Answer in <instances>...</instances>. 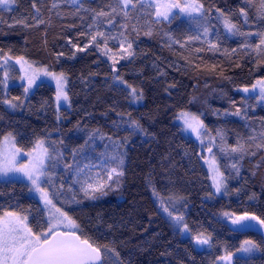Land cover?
Masks as SVG:
<instances>
[{"label":"trees","instance_id":"1","mask_svg":"<svg viewBox=\"0 0 264 264\" xmlns=\"http://www.w3.org/2000/svg\"><path fill=\"white\" fill-rule=\"evenodd\" d=\"M199 2L203 16H174L170 21H157L152 7L140 3L130 6L125 17L117 0H77L74 5L66 0H14L10 9L0 8V60L23 57L63 73L69 101L58 121L51 85L39 83L28 97L18 85L4 96L0 85V140L11 133L17 147L28 150L46 139L63 152L65 167L109 160L99 181L110 183L111 191L104 188L89 198L79 182L76 186L70 167L56 180L62 189H49L54 204L79 226L77 234L105 248L104 264H212L224 254L222 249L231 253L244 240L258 245L259 253L235 257L232 264H264V237L235 231L225 216L247 212L264 219V109L253 96L238 91L264 78V47L256 48L255 35L264 32L261 0ZM102 11L105 17L97 15ZM220 12L240 32L253 35L228 34L217 20ZM97 31L105 37L93 41ZM121 41L125 49L132 44L131 56L118 51ZM99 50L106 59L115 56V76L142 95L138 106L113 83L122 85L112 81L114 70ZM4 97H18L25 104L9 112ZM185 110L199 115L213 140L226 182L224 195H214L198 145L174 123ZM133 120L143 131L130 127ZM107 166L122 175L112 173L109 180ZM176 197L183 200L178 211L189 235L210 238L207 251L180 239L159 211L157 198L176 202ZM5 212L29 214L34 233L46 228L39 203L22 182L0 179V216Z\"/></svg>","mask_w":264,"mask_h":264},{"label":"snow or ice","instance_id":"2","mask_svg":"<svg viewBox=\"0 0 264 264\" xmlns=\"http://www.w3.org/2000/svg\"><path fill=\"white\" fill-rule=\"evenodd\" d=\"M14 0H0V6L8 8L13 4ZM77 0H72V3H76ZM118 5L123 6L125 17L128 16L127 9L129 6L135 8L139 0H117ZM152 6L151 4L149 5ZM35 7V4H33ZM179 9L180 13L185 14L189 19L195 20L197 16H203V4L199 0H184L183 3L180 0H155V17L157 21L160 18L166 21H170L175 15L172 10ZM113 12L116 8L112 9ZM219 11V9L217 10ZM240 14L245 17V23L247 20V12L245 9H240ZM98 16L107 15L104 12L97 13ZM260 15L264 18V0H261L260 5ZM220 17L223 18L224 28L230 35H253V33H242L240 32L237 24L232 23L229 17L225 16L223 12H220ZM95 19V17L93 18ZM109 24L112 23L111 20L108 21ZM135 30V29H134ZM147 34H151L150 32ZM208 34V28H204V35ZM259 37V43L256 44V48L259 50L264 47V32L255 33ZM97 37H105V33L97 32L92 36V40L96 41ZM125 40L127 37L124 38ZM189 39H199V37H189ZM105 44H107V38H105ZM98 46V45H97ZM183 46V45H182ZM248 46V45H245ZM215 47V45H213ZM121 48H124V41H121ZM132 48V44L128 43L127 48L124 49L127 55L131 56L133 53L128 51ZM83 51V49H79ZM11 59V57H8ZM23 61V57H17V62ZM27 63V61H23ZM45 75L52 76L57 82V95L56 99L59 102L63 99L65 102L68 101V95L64 88L65 76L63 73L57 75L55 73H49L46 70ZM7 75V74H5ZM119 79V77H116ZM35 83V76L27 77V87L24 88L25 94L28 93L29 89L32 88ZM257 85L260 87V99L264 100V80L257 81ZM257 85H253L255 88ZM243 91L248 92V88H244ZM132 94L135 96L136 90H132ZM136 99H141V96H135ZM15 99H19L18 97ZM4 103H10L5 100ZM15 107V104L11 105ZM239 114V110L237 111ZM184 118V124L186 128H191L193 132L197 133L199 137V128H203V124L199 121L196 116H191L187 113H181ZM130 127H135L140 129L137 121L133 120ZM143 131V129H140ZM242 147V146H241ZM240 149L233 148V152H237ZM21 150L16 147L14 138L11 133L4 137L2 145H0V175L8 176L9 173H21L25 178H27L32 186L37 192L40 193L41 199L44 201L46 207L51 206L54 211L49 212L48 228L42 233H34L32 228H30L26 221L27 217L20 216L15 212H5L4 217L8 219L0 218V264H104L105 260V248L101 246L94 245L87 238H82L81 235L77 234L80 229L67 213L56 208L53 204L52 199L49 198V193L41 187V180L47 175L46 173V160L52 159L48 149L43 146V141L36 142V148L33 149L32 153H28L29 162L28 164L17 166V158ZM254 154V153H253ZM70 167V165H66ZM232 167L236 169V165L233 164ZM237 172L239 169H236ZM80 172L83 169H79ZM216 174L213 176V186L216 188L217 192H220L222 188H226L224 184V177L214 170ZM117 176L122 175V173H117L116 169L112 170ZM112 174H109L108 179L111 180ZM86 187L82 186V190L86 195L89 194V189L93 191H102L105 185L101 184L97 188H93V184L90 182H85ZM95 198V197H93ZM165 211H168L165 208ZM172 216V213H168ZM231 220L232 225L235 226V230L243 231L255 228L257 225L260 228H264V219L255 215L244 213L240 216H232L229 213H225ZM173 220L177 222L183 221L182 216H173ZM255 222V223H253ZM61 228L63 230H61ZM182 232L188 231V226L185 224L181 229ZM195 244L197 245H208L210 243V238L204 236L202 233L193 237ZM258 249L256 245L251 240L244 241L241 246V251L245 253H251ZM220 259H225L231 264L232 253H228L227 256L221 257Z\"/></svg>","mask_w":264,"mask_h":264},{"label":"rangeland","instance_id":"3","mask_svg":"<svg viewBox=\"0 0 264 264\" xmlns=\"http://www.w3.org/2000/svg\"><path fill=\"white\" fill-rule=\"evenodd\" d=\"M180 2L183 3L184 0H180ZM66 3L70 4V5H74L77 2L72 3V0H66ZM139 3L145 4L146 6H149L151 4L152 5L151 7L155 13V0H139ZM12 6H13V4L8 8H4L3 6H0V8L7 10V9H10ZM172 12L175 14L174 16H177L179 19L189 18L185 14L180 13L179 9H173ZM218 16H219V18H217V20L219 21L220 25L224 28L223 18L220 17V14H218ZM159 20L161 21L163 19L160 18ZM163 21H166V20H163ZM224 30L226 31L225 28H224ZM124 49H125V45H124L123 49L120 48L118 51H121V53H124L125 56H127V52H125ZM118 51L116 52V54L118 53ZM98 52L101 55L102 59L108 61L109 64L112 66V69L114 70V76L112 78V81L114 78H115L114 80H116L115 72H116L117 64L114 63L115 56L111 55L109 57L110 59H106L102 55L101 50H99ZM125 56L123 57V59L125 58ZM117 60H118V62H120L119 59H117ZM23 61H27V63H24ZM23 61L18 63L16 58L8 59L7 57L0 60V68L3 69V71L0 72V78H1L0 85L2 87L4 96L7 95L9 87L16 86V85L20 86L21 90H22V94H25L24 88L27 87V77L28 76H35V83L33 84L32 88L29 89L28 93L25 94V96L28 97V95L33 91V89L39 83H47V84L51 85L53 87V89L55 90V107L57 109V119L59 121L60 120L59 111H60V109H67L68 110L69 109V101L65 102L63 99H61L59 102L57 101V99H56L57 82L55 79L52 78V76L45 75L44 71H42V70H46L49 73H55L57 75H59L61 73L50 71L48 68L43 67V66H39V65H37L33 62H30L24 58H23ZM5 74H7V75H5ZM65 78H66V76H65ZM117 80L120 81L122 83V85L117 84L115 81H113V83H115L118 86L123 87L128 93L130 103L133 106H138V104L141 102L140 101L141 99L135 98V96H140L139 93L137 92V90L135 89L136 94L134 96L132 94V90L134 88L127 86L120 79H117ZM259 80H264V78L257 79L256 81H254V83L248 87V89H249L248 92L243 91L244 88H241V90L238 89V91L242 95H244L245 97L253 96L255 98L256 106L264 109V100L260 99V87H259V85H257V81H259ZM253 85H257V86L255 88H253ZM64 88H65V91L67 92V78L64 81ZM5 100L9 101L10 103H4ZM22 101L25 104L24 100L4 97L2 104H3V107L6 109V111L16 112V111H19L21 107H23ZM12 104H15L16 106L12 107L11 106ZM181 113H187L189 115V117L196 116L199 119V121L201 122L199 115L191 113L188 110L181 111L175 117L174 123L180 127V131L184 137H186V138L188 137V138L192 139L198 145L201 156H202V163L208 172L210 183H211L214 195L215 196L224 195V193L226 192V188H222L220 192H217L216 188L213 186V176L216 174V172L214 170H218V172L220 174H222V169L220 166V161L218 160V158L215 154L214 148H213L214 143H213L212 138L204 131L203 128H199L197 130L199 132V137L197 136L196 132L192 131L191 128H186L185 124H184V118L181 116ZM8 134L9 133H6L2 136V138L0 140V145H2L4 137L7 136ZM39 141H43V146L48 149V151L52 157V159L46 160L45 170H46L47 175L45 177H43L41 180V187H43L49 193V198H50V190L49 189L54 190L56 188V186H58V189H62V188H59V185H57L56 180L59 179L61 181L62 180L61 174L66 173L67 170H66V167L64 166L65 163L63 160V157H64L63 152L61 150H59V148H57V147H56V149L53 148V146H51L52 145L51 142L47 141L46 139H39ZM106 142L109 145H111L114 143V140L109 137L106 139ZM15 145H16V143H15ZM49 145H50V147H49ZM120 145H121V143H120ZM16 147H17V145H16ZM17 148H19V147H17ZM35 148H36V143L28 150H22L19 148L21 150V152L17 158V166L28 164L29 157L27 154L32 153L33 149H35ZM123 148H125V147H123ZM121 150L124 151L123 149H121ZM108 157H109V155H108ZM107 164L109 165V160L107 161V159H104V158L100 159L97 164L93 163V164H89L86 166H81V164L79 162L71 163L70 164V173H71L72 178L74 179V182H75V180L77 182V183L75 182L77 184L76 186H78V182H79L80 186L78 188H80L81 190H82V186L86 187V183H85L86 181L92 183L93 188H97L99 185L102 184L99 181L100 176H101L100 170H101V168L104 169L105 165H107ZM62 166H64V167H62ZM79 169H83V171L80 172ZM106 169H107V174L113 173L112 172L113 169H111L110 167L107 166ZM78 176L85 177V178L78 181ZM222 176H223V174H222ZM0 179L1 180L3 179V180L19 181V182L24 183L27 186L28 194L32 198L36 199V201L39 203V205H40V207L44 213V218L46 221V228L39 233L46 231V229L48 228L49 212L54 211V209H52L51 206L46 207L44 201L41 199L40 193L35 190V188L31 184V182L27 178H25L21 173H9L8 176L0 175ZM62 183H64V181ZM224 184L226 186L225 180H224ZM109 185H110V183L107 182L105 184L104 188H108L110 191H111V189H114L113 186H112V188H110ZM62 191L63 190H61V192ZM94 192H96V191L89 189V194H90L89 198L91 197V194ZM50 199H52V201H54L53 198H50ZM176 199H177V201L175 202V200H172L171 198H157L156 199L157 207H158L159 211L161 212V214L164 216V218L170 223L172 228L178 232L180 239L188 240L189 243L192 244L194 236L191 237L189 235V231H187V232L181 231V229L184 227L185 223L183 221L177 222V221L173 220V218H172L173 216H183L182 212L178 211V209L181 207L183 200L178 198V197H176ZM53 204H54V202H53ZM55 207L59 208L56 205H55ZM165 208H167L168 211H165ZM61 211H63V210H61ZM169 212L172 213V216H169V214H168ZM19 215L23 216V217H27L26 223L30 227V216H29V214H19ZM0 218L8 219V218L4 217V214H2L0 216ZM61 230H63V229L61 228ZM244 241H246V240H244ZM244 241L240 243L239 248L237 250H234L233 252H231L232 253V260L235 257H252V256H255L259 253V248L255 251L251 252V253L242 252L240 249H241V246L243 245ZM208 248H209L208 245H203L202 247H199L197 249H198V251L205 252L208 250ZM221 251H223L224 254L221 255L220 257L216 258L215 262L212 264H229L228 260L220 259L221 257H225L228 255V253L225 252L223 249ZM232 260H231V264H232Z\"/></svg>","mask_w":264,"mask_h":264},{"label":"water","instance_id":"4","mask_svg":"<svg viewBox=\"0 0 264 264\" xmlns=\"http://www.w3.org/2000/svg\"><path fill=\"white\" fill-rule=\"evenodd\" d=\"M253 223H255V222H253ZM230 227H231L232 229L235 230V226L232 225V223H230ZM235 231H238V230H235ZM238 232H242V233H248V232H249V233H254V234L261 235V236L264 237V228H260L258 225H257L255 228H253V229H250V230H243V231H238ZM192 245H193L195 248L202 247V245H197V244H195L194 240H193V242H192Z\"/></svg>","mask_w":264,"mask_h":264},{"label":"bare ground","instance_id":"5","mask_svg":"<svg viewBox=\"0 0 264 264\" xmlns=\"http://www.w3.org/2000/svg\"><path fill=\"white\" fill-rule=\"evenodd\" d=\"M43 7V6H42ZM47 7V6H46ZM256 7V6H255ZM259 7V6H258ZM73 10V9H72ZM103 12V11H102ZM259 12V11H258ZM132 13V12H131ZM5 15V14H4ZM69 15V14H68ZM257 15V14H256ZM115 16V15H114ZM6 17V16H5ZM86 17V16H85ZM105 17V16H104ZM129 17V16H128ZM4 18V17H3ZM115 18V17H114ZM131 18V17H130ZM85 19V18H84ZM116 19V18H115ZM123 22V21H122ZM131 22V21H130ZM142 22V21H141ZM127 26V25H126ZM209 28V27H208ZM184 31V30H183ZM81 32V31H80ZM98 32V31H97ZM79 33V32H78ZM80 35V34H79ZM108 43V42H107ZM107 45V44H106ZM98 49V48H97ZM52 68V67H51ZM113 75V74H112ZM261 78V77H260ZM191 111V110H190ZM243 117V116H242ZM226 156V155H225ZM227 164V163H226Z\"/></svg>","mask_w":264,"mask_h":264}]
</instances>
